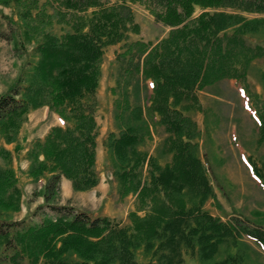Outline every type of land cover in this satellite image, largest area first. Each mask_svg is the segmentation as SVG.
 Wrapping results in <instances>:
<instances>
[{
    "label": "trees",
    "instance_id": "16d2710c",
    "mask_svg": "<svg viewBox=\"0 0 264 264\" xmlns=\"http://www.w3.org/2000/svg\"><path fill=\"white\" fill-rule=\"evenodd\" d=\"M106 1L0 0L19 19L10 20L0 37L14 49L33 43L35 56L27 84L18 77L0 94V137L12 142L28 113L39 107L63 121L26 152L28 175L45 178L38 192L43 202L18 220L0 215V264H71L63 259L66 252L76 254L78 264H144L138 249L153 264H182L184 251L203 264H240L243 238L264 251V224L235 214L222 220L204 208L214 191L193 116L203 111L197 91L221 80H244L254 59L264 61V17L220 8L264 13V0H133L169 27L154 43L128 40V33H140L131 7ZM119 42L109 88L115 129L105 145L119 196H134L126 224L55 201L63 177L77 191L100 180L95 95L103 47ZM253 97L259 147L264 98ZM154 129L162 131L157 155L142 148ZM0 157L10 152L0 146ZM246 162L264 191V163L257 166L253 155ZM16 183L13 168L0 164V210L19 209Z\"/></svg>",
    "mask_w": 264,
    "mask_h": 264
},
{
    "label": "rangeland",
    "instance_id": "374dc122",
    "mask_svg": "<svg viewBox=\"0 0 264 264\" xmlns=\"http://www.w3.org/2000/svg\"><path fill=\"white\" fill-rule=\"evenodd\" d=\"M121 2L131 7L135 21L140 25V33H128V40L141 39L154 43L166 35L169 27L157 21L139 1H106L108 5ZM220 9L242 14L246 18L264 17V13L245 12L230 7ZM198 12L199 8H196L195 14ZM10 20L19 21L12 7L0 4V31L6 33L9 31ZM56 29L59 32V28ZM32 46L33 43L26 45L25 49L21 47L14 49L16 46L12 41L0 37V94L8 91L18 77L22 80L23 86L27 84L28 74L35 60ZM122 47L123 42L103 47L102 75L95 95V118L98 126L96 168L100 180L95 187L78 191L72 189L70 182L68 185L62 180L55 201L89 211L94 215H106L120 224H126L127 213L135 208L134 196L132 194L119 196L118 182L112 174L113 157L105 145L106 134L115 129L113 122L115 95L109 88L115 84L114 61L116 53L121 51ZM263 73L264 61L257 58L253 60L244 80H221L206 91H197L203 107V111L193 115L200 128V137L197 140L202 154L207 153L202 161L214 191L213 197L205 202L204 208L211 214L220 216L222 220L235 214L264 224V191L260 187V180L251 174L246 162L248 156L253 155L257 166L264 163V142L259 147L255 144L257 134L253 97L256 94L259 98H264V77L261 76ZM62 124L63 121L56 114L46 107H39L28 113L12 142L0 137V146L10 152L9 158L0 157V164L13 168L16 184L20 188L19 209L0 210L2 218L18 220L43 202L38 192L45 178L34 180L28 175L29 159L26 152L34 141L43 139L51 126ZM161 133V129H154L151 138L142 148L150 154L157 155ZM160 161L164 162L165 159L160 158ZM110 185L112 189L108 193ZM38 220L39 217L34 218V221ZM242 240L241 252H245L246 255L240 264H264V251L251 240L246 238ZM135 254L144 264H153L141 249L136 250ZM222 255L221 253L216 259ZM63 259L71 264L79 262L78 256L73 252H66ZM182 264L203 262L197 255L184 251Z\"/></svg>",
    "mask_w": 264,
    "mask_h": 264
},
{
    "label": "crops",
    "instance_id": "0c3cea01",
    "mask_svg": "<svg viewBox=\"0 0 264 264\" xmlns=\"http://www.w3.org/2000/svg\"><path fill=\"white\" fill-rule=\"evenodd\" d=\"M62 180H65V183L69 185V181L67 179L63 178Z\"/></svg>",
    "mask_w": 264,
    "mask_h": 264
}]
</instances>
